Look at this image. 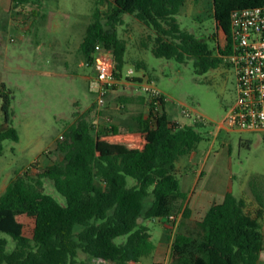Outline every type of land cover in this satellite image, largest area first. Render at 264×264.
Here are the masks:
<instances>
[{"label":"trees","instance_id":"16d2710c","mask_svg":"<svg viewBox=\"0 0 264 264\" xmlns=\"http://www.w3.org/2000/svg\"><path fill=\"white\" fill-rule=\"evenodd\" d=\"M12 9H40L46 0H11ZM191 0H114L106 11L103 0L93 2L80 53L92 65L99 44L111 48L115 71L121 79L127 44L118 36L125 15L133 16L154 32L156 58L191 62L197 75L224 64L210 39L182 30L178 16ZM264 5V0H234L237 9ZM38 15V11L33 10ZM213 38H211V41ZM229 53V49L227 51ZM145 68L141 63L138 69ZM140 81V79H135ZM11 93L0 86V155L6 141H19L11 119ZM147 97H120L127 104H143ZM148 99V98H147ZM149 98V115L136 120L141 134L151 139L139 150L99 154L96 130L87 111L68 127L56 151L60 161L33 173L17 175L0 196V264H80L79 255L116 264L142 263L155 253L147 221H165L181 215L172 241L170 264H258L264 252V176L248 184L250 200L228 192L199 222L191 219L188 194L181 189L177 164L203 139L205 125L171 121ZM46 182L63 198L45 191ZM152 204L146 209L145 203ZM142 220V223H139ZM125 238L124 241L121 239Z\"/></svg>","mask_w":264,"mask_h":264},{"label":"rangeland","instance_id":"374dc122","mask_svg":"<svg viewBox=\"0 0 264 264\" xmlns=\"http://www.w3.org/2000/svg\"><path fill=\"white\" fill-rule=\"evenodd\" d=\"M94 1L46 0L40 9L27 6L13 10L8 0L6 6L0 7V86L4 84L11 93V119L19 134L18 142L4 143L0 155V194L24 171L31 169L37 173L60 161L56 149L61 137L89 110L96 130L114 128L113 133L97 135L99 154L139 150L151 139L150 134L139 132L136 120L143 112L149 113V106L119 100L130 96L149 100L138 85L118 87L102 109L97 107L96 95L90 91L93 70L86 66L80 46L91 23ZM113 1L103 0L101 10L106 11ZM233 5L234 0H191L177 17L182 30L210 39L211 48L224 58V64L203 75L195 73L191 62L180 64L156 58L152 52L154 32L133 16L123 17L118 36L127 44L123 74L132 69L135 76L145 75L165 96V112L171 121L193 125L197 114L209 122L201 129L198 160L191 163L188 156L177 164L181 189L188 192L194 185L196 171L202 168L209 181L232 183V194L242 198L241 190L248 193L251 178L264 174V135L222 130L218 132L219 138L214 139L210 133L216 130V123L225 117L237 97L235 70L226 58L229 49L226 17ZM141 63L145 68L138 69ZM183 107L196 113L195 116L185 117ZM3 117L0 113L2 121ZM259 139L261 145H257ZM45 191L63 202L48 182ZM151 204L149 198L145 208ZM146 225L156 249L161 244V252L156 254L155 249L154 255L142 264H169L177 230H172L167 222L147 221ZM0 237L9 239L5 234ZM79 260L80 264H94L84 254L79 255Z\"/></svg>","mask_w":264,"mask_h":264},{"label":"built area","instance_id":"2783aa9c","mask_svg":"<svg viewBox=\"0 0 264 264\" xmlns=\"http://www.w3.org/2000/svg\"><path fill=\"white\" fill-rule=\"evenodd\" d=\"M229 53L227 61L233 66L237 78L235 104L225 117L216 123L213 134L222 130L228 132H248L264 134V5L237 9L230 13L228 22ZM93 70L90 91L96 95V105L104 108L108 97L122 85H138L157 108L163 109L166 103L163 93L145 76H135L132 69L118 79L115 71L114 54L111 48L99 44L93 54ZM140 81H135V79ZM183 107L182 114L192 118L196 113ZM194 123L207 125L209 122L196 114ZM63 139V137H61ZM181 215L170 216L165 220L172 230H177ZM94 264H116L113 261L93 259ZM128 264H142L131 261Z\"/></svg>","mask_w":264,"mask_h":264},{"label":"crops","instance_id":"0c3cea01","mask_svg":"<svg viewBox=\"0 0 264 264\" xmlns=\"http://www.w3.org/2000/svg\"><path fill=\"white\" fill-rule=\"evenodd\" d=\"M5 1H8V0H0V7L6 6L7 2L5 3ZM11 4H12V1H11ZM140 105L149 106V100L146 98L145 103L140 104ZM148 115L149 113L145 114V112H143L142 116L146 119ZM210 133L213 134L212 131ZM256 134H259V133H256ZM259 135H264V134H259ZM213 136H214V139L219 138L218 133L214 134ZM214 142L215 141H213L212 146L215 144ZM261 144L262 142L259 139V141L257 142V145H261ZM247 145H249V142H247ZM199 154H200V151L198 148H196L190 155L191 163H194L198 160ZM261 175L264 176V174H261ZM5 190L3 191V193L5 192ZM241 191L243 192L242 198H247L248 200H250L249 192L246 193V191L245 192L243 190ZM228 192L233 193L232 183H227L225 181L224 183H222L220 180L209 181L205 177L204 170L202 168L198 169L196 171V179H195L194 185H192L191 189L188 192H185L188 194V208L190 209L192 213L191 219L197 222L201 221L203 217L205 216L206 212L209 210V208L212 205L220 204L223 202ZM3 193H1L0 196ZM161 222H165V221H161ZM263 226H264V220H263ZM159 252H161V244L156 249V254H159ZM258 264H264V252H262V254L260 255Z\"/></svg>","mask_w":264,"mask_h":264},{"label":"water","instance_id":"95a60500","mask_svg":"<svg viewBox=\"0 0 264 264\" xmlns=\"http://www.w3.org/2000/svg\"><path fill=\"white\" fill-rule=\"evenodd\" d=\"M139 223H142V220H139Z\"/></svg>","mask_w":264,"mask_h":264}]
</instances>
